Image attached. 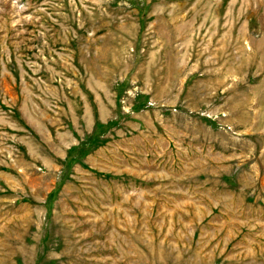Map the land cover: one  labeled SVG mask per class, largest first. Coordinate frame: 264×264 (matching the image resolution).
<instances>
[{"label":"rangeland","instance_id":"obj_1","mask_svg":"<svg viewBox=\"0 0 264 264\" xmlns=\"http://www.w3.org/2000/svg\"><path fill=\"white\" fill-rule=\"evenodd\" d=\"M0 264H264V0H0Z\"/></svg>","mask_w":264,"mask_h":264}]
</instances>
